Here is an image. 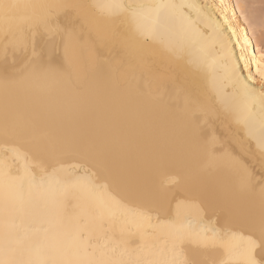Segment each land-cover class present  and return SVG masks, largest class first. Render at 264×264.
I'll return each instance as SVG.
<instances>
[{"label":"bare ground","instance_id":"1","mask_svg":"<svg viewBox=\"0 0 264 264\" xmlns=\"http://www.w3.org/2000/svg\"><path fill=\"white\" fill-rule=\"evenodd\" d=\"M253 1L6 0L86 6L81 10L85 38L76 45L73 76L78 89L33 72L19 54L7 72L15 82L6 86L0 61V138L7 117L9 125L23 123L56 149L76 144L103 153L112 171L109 190L123 206L103 210L114 213L117 232L114 236L105 225L97 243L110 253L116 249L117 257L120 226L140 225L151 232L158 218L175 219L180 202L181 213L193 220L201 214L194 205L203 210L206 223L198 229L213 227L209 217H220L216 228L223 227L228 214L238 222L258 218L264 183V17L255 12ZM103 3L151 7L131 21L124 15L107 17L94 6ZM54 44V60L61 62L59 36ZM52 48L53 43L38 39L35 62L41 49L46 61ZM191 112L201 116L198 142L188 137L181 120ZM18 142L36 150L31 142ZM89 169L96 170L86 164L76 174ZM33 226L25 221L9 247L16 249L17 239L30 245ZM28 257L27 251L14 253V258Z\"/></svg>","mask_w":264,"mask_h":264},{"label":"snow or ice","instance_id":"2","mask_svg":"<svg viewBox=\"0 0 264 264\" xmlns=\"http://www.w3.org/2000/svg\"><path fill=\"white\" fill-rule=\"evenodd\" d=\"M107 17L126 16L131 21L144 15L143 4L103 3L94 5ZM85 5L65 3H16L0 0V61L4 67V83L15 82L8 72L9 61L15 65L18 54L33 72L51 75L74 88L77 65L76 45L84 40ZM174 7V6H173ZM21 12L23 14H21ZM60 37L63 59L55 62V38ZM48 38L45 40V38ZM53 43L48 59L41 49L36 63L37 40ZM245 89L251 93L248 85ZM264 103V93L261 95ZM200 114L185 113L181 120L185 132L193 142L202 140ZM15 137V139H14ZM35 145V151L25 149L18 142ZM264 151V144L261 145ZM55 153V154H54ZM66 157H79L69 162ZM90 165L83 176L77 168ZM146 166L143 176L148 179ZM112 171L106 166L103 153L94 146L67 144L58 149L43 137L31 135L28 128L17 121L9 125L7 117L3 137L0 138V264H264V183L260 187L261 211L257 217L238 222L231 215L223 217L224 225L216 228L220 217L208 218L213 227L198 229L206 223L203 210L193 220L181 213L184 202L177 204L175 219L169 217L150 225L146 233L140 225L118 228L119 257L97 240L105 225L116 235L117 219L109 205L122 207L109 189ZM254 187V186H253ZM248 188V184L244 185ZM151 221L147 213H138ZM29 221L32 243L9 247L17 229ZM38 225V226H35ZM135 227V231H133ZM27 251V259L14 258V253ZM136 252L135 258L131 253ZM125 254L129 258L125 259Z\"/></svg>","mask_w":264,"mask_h":264},{"label":"rangeland","instance_id":"3","mask_svg":"<svg viewBox=\"0 0 264 264\" xmlns=\"http://www.w3.org/2000/svg\"><path fill=\"white\" fill-rule=\"evenodd\" d=\"M252 4H253V7L255 8V9L253 8L255 10V12L257 11L256 13H258V15H261L260 18L263 19V17H264V13H263V11H264V0H254ZM261 23L263 24V21H261ZM262 31H264V27H263Z\"/></svg>","mask_w":264,"mask_h":264}]
</instances>
